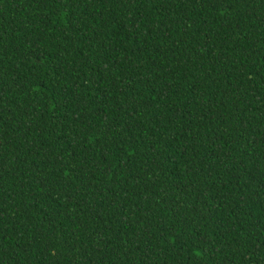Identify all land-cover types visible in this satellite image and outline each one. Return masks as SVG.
I'll use <instances>...</instances> for the list:
<instances>
[{
  "label": "trees",
  "instance_id": "trees-1",
  "mask_svg": "<svg viewBox=\"0 0 264 264\" xmlns=\"http://www.w3.org/2000/svg\"><path fill=\"white\" fill-rule=\"evenodd\" d=\"M0 264H264V0H0Z\"/></svg>",
  "mask_w": 264,
  "mask_h": 264
}]
</instances>
